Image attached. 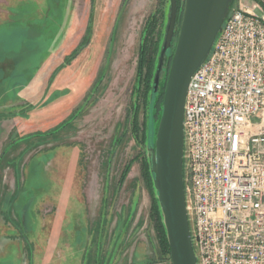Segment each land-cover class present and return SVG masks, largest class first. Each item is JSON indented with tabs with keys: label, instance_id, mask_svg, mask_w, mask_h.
<instances>
[{
	"label": "rangeland",
	"instance_id": "1",
	"mask_svg": "<svg viewBox=\"0 0 264 264\" xmlns=\"http://www.w3.org/2000/svg\"><path fill=\"white\" fill-rule=\"evenodd\" d=\"M168 7L169 0H0V61L16 62L13 71L0 66V94L12 96L47 54L36 90L0 103V221L9 223L0 227V264H20L18 254L29 264H75L77 251L80 264H171L153 215V179L144 176L149 98L145 105L136 75L141 31L155 15L160 47Z\"/></svg>",
	"mask_w": 264,
	"mask_h": 264
},
{
	"label": "built area",
	"instance_id": "2",
	"mask_svg": "<svg viewBox=\"0 0 264 264\" xmlns=\"http://www.w3.org/2000/svg\"><path fill=\"white\" fill-rule=\"evenodd\" d=\"M197 264H264V0H234L184 103Z\"/></svg>",
	"mask_w": 264,
	"mask_h": 264
},
{
	"label": "water",
	"instance_id": "3",
	"mask_svg": "<svg viewBox=\"0 0 264 264\" xmlns=\"http://www.w3.org/2000/svg\"><path fill=\"white\" fill-rule=\"evenodd\" d=\"M234 0H184L176 42L168 65L156 130L149 118L147 157L162 214L171 264H197L187 217L184 185L183 114L191 76L204 62ZM177 0H169L151 98L163 77L168 49L173 45Z\"/></svg>",
	"mask_w": 264,
	"mask_h": 264
},
{
	"label": "trees",
	"instance_id": "4",
	"mask_svg": "<svg viewBox=\"0 0 264 264\" xmlns=\"http://www.w3.org/2000/svg\"><path fill=\"white\" fill-rule=\"evenodd\" d=\"M157 23L158 19L157 17L151 16L149 20H147L145 26L143 27L141 31V42L138 47V58H137V65H136V75L138 78L139 83H143L144 85V90H142L144 93V104L147 105V97L149 98L148 100V116L149 118L152 117V123L155 126V130L157 127V123L159 120L160 116V111H161V104L164 96V89H165V83H166V76L163 81V83L159 85L158 91L156 94L151 98V92L153 90V86L151 83V78L153 77V71L155 70L156 67V58L155 55L158 50L160 49L159 47V40H160V33L159 29L157 28ZM158 29V30H157ZM86 43V40L82 43V46ZM77 49L76 51L73 52V54H70L68 57L71 59L73 55L78 53ZM67 58V59H68ZM171 58V57H170ZM65 62H61L58 64L57 67H55L53 74L50 76L48 81H52L53 77L56 76V74L64 67ZM150 92V93H149ZM74 115V114H73ZM75 116V115H74ZM136 117V116H135ZM135 126L134 129H136V122L133 123ZM144 176L149 182L150 177L152 178V173L149 168V163L147 164L145 162L144 164ZM154 210V219L158 231V236L161 244V249L165 253H169V247L168 243L166 240L165 231L163 224L161 223L160 220V212L158 208V204L155 203L153 200V209Z\"/></svg>",
	"mask_w": 264,
	"mask_h": 264
},
{
	"label": "crops",
	"instance_id": "5",
	"mask_svg": "<svg viewBox=\"0 0 264 264\" xmlns=\"http://www.w3.org/2000/svg\"><path fill=\"white\" fill-rule=\"evenodd\" d=\"M42 50H44V51L46 50L45 52L47 53V50H48V43H47V41H46V44L42 47ZM26 51H28V49H26ZM39 57H41V58H39L40 63L37 65L38 67L36 69H34V70H32L30 72L31 73L30 79L23 86H21L17 91H15V93L12 96H10V95L8 96L6 94V92H7L6 90L4 92H2L0 94V103L4 102L6 100H9V99L10 100H13V99L19 97L20 95H22V93L24 91H26L25 89H27V88L33 89L34 86L35 87L37 86V84H38L37 81H38V78H39V74H40V71H41V67L45 64V61H46V58H47V54L45 56H42V53H41ZM1 63H3V64L1 65ZM15 63H16L15 60L7 57V58H5V60L0 61V66L7 68V70L13 71L14 68H15ZM32 68H34V67L32 66ZM54 69H55V67H54ZM48 83H49V81H48ZM35 87H34V90H36ZM5 226L6 227L9 226V223H7L5 220L0 221V227H5ZM7 236L10 237L9 235H7ZM8 237H6V239L3 240L2 242L7 241L8 239L10 240V238H8ZM17 239L19 240L18 237L16 238V240ZM1 245H4V243L3 244L1 243L0 246ZM18 255L21 257L20 264H29L30 263L29 262V259L28 258L27 259L25 258L26 255H23V257L20 254H18ZM81 255H82V253H80L79 251L76 252V254L74 256V259L76 260L75 264H80L81 263ZM35 264H37V263H35Z\"/></svg>",
	"mask_w": 264,
	"mask_h": 264
}]
</instances>
